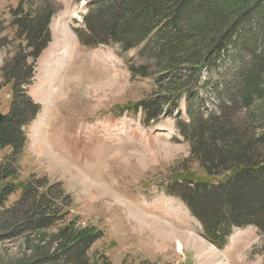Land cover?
Masks as SVG:
<instances>
[{"label":"trees","instance_id":"16d2710c","mask_svg":"<svg viewBox=\"0 0 264 264\" xmlns=\"http://www.w3.org/2000/svg\"><path fill=\"white\" fill-rule=\"evenodd\" d=\"M74 1L88 2L80 27L73 29L80 45H115L123 52L140 48L139 57L146 62L128 67L132 77H153L157 88L167 80L171 84L161 100L125 107L140 109L142 125L167 113L163 105L176 108L183 96L191 98L203 69L215 71L230 55L240 59L232 91L217 112L203 116L191 102L188 122L175 120L189 144L187 162L198 164L204 176L184 172L169 179L165 192L185 204L200 223L202 237L219 250L233 229L253 226L264 234V0ZM55 13L49 0H20L11 10L14 35L24 45L0 67L3 83L12 84L9 112L0 119V150L11 152L0 164V230L8 232L7 238L26 237L30 255L21 264H109L105 257H89L103 234L80 225L77 216L68 219L70 200L58 184L29 181L20 200L5 206L17 189L12 179L25 128L39 112L26 86L51 40Z\"/></svg>","mask_w":264,"mask_h":264},{"label":"rangeland","instance_id":"374dc122","mask_svg":"<svg viewBox=\"0 0 264 264\" xmlns=\"http://www.w3.org/2000/svg\"><path fill=\"white\" fill-rule=\"evenodd\" d=\"M49 1L56 9L49 26L51 40L26 86L39 112L25 128L12 179L17 189L5 206L20 200L29 181L58 184L70 200L68 219L77 216L80 225L103 234L89 251L93 261L105 257L109 264H205L198 250L202 243L219 251L226 264H264V234L255 227L233 229L219 250L202 237L200 223L185 204L165 192L169 179L184 172L204 176L198 164L187 162L189 144L175 120L188 122L191 102L203 116L217 112L232 91L240 59L230 55L215 71L203 69L191 98L183 96L176 108L163 105L168 112L145 126L140 109L129 112L125 107L161 100L170 93L168 80L157 88L153 77H132L128 67L146 62L139 57L140 48L123 52L115 45H80L73 29L80 27L87 1ZM19 2L0 0V67L24 45L11 26V10ZM11 100L12 84L0 77L1 115L9 112ZM10 153L0 150V164ZM169 232L181 239L182 252L174 238L168 240ZM7 234L0 230V264H21L30 255L26 237Z\"/></svg>","mask_w":264,"mask_h":264},{"label":"bare ground","instance_id":"6f19581e","mask_svg":"<svg viewBox=\"0 0 264 264\" xmlns=\"http://www.w3.org/2000/svg\"><path fill=\"white\" fill-rule=\"evenodd\" d=\"M169 235L170 236L167 237L168 240H170L171 238H174L175 239V244H176V247H177V251H181L182 246H183L182 242H181V239L177 238L178 236L175 233L169 232ZM193 241H194V239H192V243L194 244L195 242H193ZM198 247H199L198 248L199 253H201L203 256H205V259H206L205 260V264H226L224 262L222 256H221L220 252L217 251L216 249L211 248V247L210 248L209 247H205L202 243L200 245H198Z\"/></svg>","mask_w":264,"mask_h":264},{"label":"water","instance_id":"95a60500","mask_svg":"<svg viewBox=\"0 0 264 264\" xmlns=\"http://www.w3.org/2000/svg\"><path fill=\"white\" fill-rule=\"evenodd\" d=\"M2 115L0 114V119H1Z\"/></svg>","mask_w":264,"mask_h":264}]
</instances>
